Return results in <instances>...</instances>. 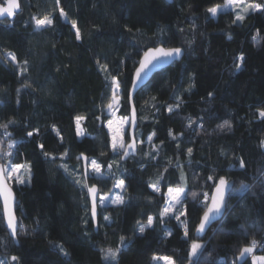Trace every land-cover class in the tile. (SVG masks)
<instances>
[{"label": "trees", "instance_id": "1", "mask_svg": "<svg viewBox=\"0 0 264 264\" xmlns=\"http://www.w3.org/2000/svg\"><path fill=\"white\" fill-rule=\"evenodd\" d=\"M248 1L264 5V0ZM19 2L13 20H0V124L14 121L7 131L16 142L9 149V137L0 128V149L12 153L5 158L0 152V163L10 159L30 166L31 178L11 184L17 198L15 237L4 225L0 204V259L8 264H107L100 249L121 247L118 264H155L154 255L188 264L191 241L198 240L205 247L194 264H251L252 257L239 259V253L251 240H264V118L259 116L264 110V11L249 10L243 21L234 23V8L215 16L207 11L225 0H60L67 14L61 17L55 0ZM53 8V25L37 29L31 17ZM72 21L80 30L79 40ZM160 44L181 47L184 55L137 91L135 134L144 143H138L136 155L122 160V152H113L104 125L112 77L120 82L119 115L128 117L133 71L143 51ZM9 52L21 65L27 61L26 73L5 59ZM241 54L244 60L237 69ZM76 116L86 117L81 138ZM189 119L194 123L189 125ZM225 120L230 127L220 129ZM36 128L39 135L28 137ZM125 138L127 142V130ZM39 143L55 159L46 157ZM81 153L102 165L96 175L87 163V180L100 193L113 191L120 179L125 182L124 203L98 205L97 230L82 186ZM37 163L41 168L34 170ZM181 173L186 184L180 181ZM209 175L228 178L232 187L222 218L198 236L203 193L210 195L214 187ZM180 186L185 187L188 238L174 217L159 221L167 188ZM148 216L156 218L153 227L140 234L137 222L146 223ZM121 236L126 238L124 246ZM60 244L68 256L59 251ZM12 256L18 262L11 261Z\"/></svg>", "mask_w": 264, "mask_h": 264}, {"label": "snow or ice", "instance_id": "2", "mask_svg": "<svg viewBox=\"0 0 264 264\" xmlns=\"http://www.w3.org/2000/svg\"><path fill=\"white\" fill-rule=\"evenodd\" d=\"M56 8H59V15L61 17H66L67 14L64 11L62 7H59L60 0H55ZM243 5V7H241ZM229 6H232L234 8H241L240 12L236 13L235 20L233 21L236 23L237 21H243L245 18V14L248 13L249 10L256 11L261 10L264 11V5L258 4V3H245V0H225L224 5H217L214 7H210L207 9L209 13H211L213 16L217 14L218 8H228ZM56 8H53L52 12H49L47 14H44L43 16H37L33 15L31 17V20L34 22V25L37 29L45 28L52 26L54 23V16L53 13L56 11ZM20 9V3L19 0H5L4 4H0V17H13L15 13ZM243 13V14H242ZM27 23V22H26ZM72 27L76 29V39H81V33L79 28L76 27V21H72ZM258 35V33H257ZM253 40H257V36H253ZM182 54V49L179 47L176 48H165V47H155V48H149L147 51L143 53V57L139 60V66L135 69V80L133 81V87H135L136 81L139 80L142 76V74H145L149 69L150 66L154 64V62H158L162 57H179ZM8 57L11 58V61L16 63V65L19 67L20 73H26L28 71L27 69V61H24L21 65L20 62L17 60V57L14 53H7L5 59ZM239 63L235 64V67L239 69L243 63L244 56L241 54L238 58ZM103 69L107 71V65L103 66ZM112 80L115 82V88L113 90V94L110 98V102L107 105L108 109H113L116 105L119 103V98L117 96L116 90L120 87V82L117 80L116 77H112ZM24 87H27L29 85H23ZM19 92V89L17 90ZM209 96H212V93H209ZM129 99H131L129 95ZM154 99V98H153ZM176 99L179 101L180 97H176ZM175 107H179V103L176 104ZM168 111H173V106L168 105ZM259 116L261 118H264V110L259 111ZM86 117L84 116H76L75 122H76V129H77V135H83V131L81 130V121L85 120ZM99 119V118H97ZM14 123V121H8L7 123L0 124V128H3L4 135L9 137L8 141V148L11 149L14 144L16 143L11 139V133L7 131L9 124ZM115 123L114 120L109 119L107 121V125L109 129L112 132L111 137V148L113 152L119 154L120 152L123 153L122 159L124 157H127L129 153H134L137 148V144L144 143V141H138L135 134V128H136V109L135 106H132L131 113L129 117H125L121 120L120 124L113 128L112 125ZM194 122L189 119V125L193 124ZM124 125H127L128 128L131 130L130 132H127L128 135L131 136V139L126 143L125 142V129ZM220 129H223L225 127H230V122L225 120L223 124L218 125ZM52 128L57 132V135H59V130L56 129V126L53 125ZM39 129L36 128L33 131H29L27 133L28 137H32L33 135H39ZM154 135V133H153ZM169 135L172 136L173 139H176V136L172 134V131L169 130ZM182 135V133L180 134ZM61 141L63 140V137H60ZM148 141L151 142L152 136H149ZM39 149L44 153L46 157H51L52 159H55V156L53 154L48 153L44 151V144L39 143L37 145ZM0 152L3 153V156L5 158H9L12 153L3 149H0ZM187 152L189 156L192 153V149L188 148ZM68 154V150L66 149L64 153L61 154V158L63 156H66ZM103 155V153L101 154ZM153 158H155L153 156ZM78 160L83 159L85 162H88V167H90L92 173L94 174H101V168L102 165L97 162L95 158H92L89 162V158L84 156L83 153L79 157H77ZM171 163V161H169ZM240 167L243 168L244 162L241 159ZM65 169H67V165H62ZM177 167H181L179 164ZM112 168V163L108 164V169L110 170ZM24 169V172L27 173V179L30 180L31 178V168L28 166L25 168V165L23 164H13L11 163L10 159H7L5 163H0V197H3L4 201V212L7 219V227L11 229V236L15 237L17 235V220L14 214V211L12 210V204L14 202V196L11 190V187L9 186V181L15 180L17 183H25L26 178L25 175L21 172V170ZM167 169H165V172ZM87 168L84 173V184L83 187H86L88 190V193L91 197V217L93 220H95L97 215V198H99V204L104 205L106 199L109 200L113 204H122L124 203V197L123 195H117L115 198H112L111 196H108V194H99V190L93 186H88L86 183L87 180ZM163 178V174H161V177ZM209 181H214V187L211 190V195H209L208 192L203 193V200L201 201V206L203 207V213L200 217L199 224L196 226V233L197 234H204L206 232V229L210 227L211 223L214 222L217 218L221 217L223 215L224 210L227 207V200H226V193L227 190L230 188V181L228 178L224 176H220L218 179H215L212 175H209L207 177ZM180 181L183 184H186V178L183 173H181ZM77 183H80V180H77ZM114 188H125V182L123 179L118 180L114 186ZM152 189L156 193H160L161 189L157 184L151 185ZM190 194L193 198H196L198 196V193L196 192H190ZM165 196V204L161 211L159 212V221L161 224L164 223L165 217H172L180 222V225L183 228L184 237L188 238L189 236V224L187 222V216L188 212L187 209L184 206V197H185V187L180 186L176 188L168 187L167 192L164 194ZM181 217H185L184 220H181ZM105 220H109L110 218L108 216L104 217ZM156 218L153 216H148L147 223L141 224L140 222H137L138 228L137 231L140 234H143L146 230V228L153 227L154 220ZM166 235H171V230H167ZM126 238L124 236L120 237V245H125ZM257 241L255 239L251 240L250 245L243 246L240 250V257H244L247 254H252L254 250L257 247ZM59 251L63 253L65 256H68L69 253L64 248L62 244L57 246ZM205 245L198 240H192L190 244V251L188 253V264H194V257H197L198 254L204 249ZM102 253L103 260L107 262V264H118V256L121 251V247L112 248H101L100 249ZM11 261L18 262L19 258L17 256H12ZM153 260L161 259L163 260L164 264H175V260H173L169 256H163V257H157L153 256ZM0 264H8L6 260L0 259ZM252 264H264V255L261 256H252Z\"/></svg>", "mask_w": 264, "mask_h": 264}, {"label": "water", "instance_id": "3", "mask_svg": "<svg viewBox=\"0 0 264 264\" xmlns=\"http://www.w3.org/2000/svg\"><path fill=\"white\" fill-rule=\"evenodd\" d=\"M166 2H168V3H171L172 2V0H165ZM5 3V0H3L2 2H0V4H4ZM20 3V2H19ZM20 11V9L15 13V15L18 13ZM15 15L13 16V17H0V20L1 19H5V18H7V19H9L10 21L11 20H13L14 18H15ZM165 47V46H163V45H157V46H150V47H148V48H146L144 51H143V53L145 52V51H147L149 48H155V47ZM165 48H176V47H165ZM179 48H181V47H179ZM182 49V54L179 56V57H176V56H173V57H162L158 62H154V64L152 65V66H150V69L145 73V74H142V76H141V78L139 79V80H137L136 81V84H135V87H133V81L136 79L135 78V69L139 66V61H138V64H137V66L135 67V69H134V71H133V74H132V79H131V84H130V87H129V90H128V104H129V115H128V117L130 116V113H131V109H132V106L134 105V97H135V95H136V93H137V91L141 88V87H143L149 80H150V78L153 76V74H155L156 72H159V71H161L162 69H164V68H166V67H168V66H170V65H172V64H174L175 62H178V61H180L181 59H182V57H183V55H184V50H183V48H181ZM143 53L141 54V56H140V58H139V60L143 57ZM129 95H130V97H131V99H129ZM135 106V105H134ZM136 109V108H135ZM136 127H137V112H136ZM135 130H136V128H135ZM131 130L127 127V132H130ZM128 135V134H127ZM131 139V136L130 135H128V140H127V142L129 141ZM126 142V143H127ZM137 151H138V144H137V148H136V151L134 152V153H129V155L127 156V157H124L123 159H122V156H123V153H122V155H121V159L122 160H126L127 158H129L130 156H134V155H136L137 154ZM81 154H79V155H77V157H79ZM84 156H86V155H84ZM87 157V156H86ZM82 160V166H83V174L85 173V170H86V168H87V163L88 162H85L83 159H81ZM86 183H87V185L90 187V186H93V185H95V187L99 190V187L96 185V184H89V182H88V180H86ZM230 185H231V182H230ZM9 186L11 187V185L9 184ZM231 187H232V185L230 186V188L227 190V193H226V200H227V197H228V194H229V192H230V190H231ZM11 190H12V193H13V196H14V202H13V204H12V210L14 211V214H15V217H16V220H17V216H16V213H15V206H16V194H15V192H14V190H13V188L11 187ZM86 191H87V196H88V201H89V213H90V217H91V197H90V194L88 193V190H87V188H86ZM99 194H100V191H99ZM211 195V194H210ZM0 204H1V208H2V215H3V219H4V225H5V227H6V229H7V231H8V233H9V235L11 236V229H9L8 227H7V219H6V216H5V212H4V201H3V197H0ZM98 205H99V198H97V215H96V218H95V220H93L92 219V217H91V220H92V222H93V226H94V229L95 230H97V227H98V214H99V209H98ZM224 212H225V210H224ZM224 212H223V214H224ZM203 213V212H202ZM201 216H202V214H201ZM200 216V217H201ZM223 216V215H222ZM222 216L221 217H219V218H217L214 222H212L211 223V225L212 224H214L215 222H217V221H219L221 218H222ZM200 220V219H199ZM198 224H199V222H198ZM197 224V225H198ZM210 225V226H211ZM209 228V227H208ZM208 228L206 229V231L208 230ZM196 229V228H195ZM17 230H18V220H17ZM206 233V232H205ZM204 233V234H205ZM195 234L196 235H198V236H202V235H204V234H197L196 233V230H195ZM12 237V236H11Z\"/></svg>", "mask_w": 264, "mask_h": 264}, {"label": "rangeland", "instance_id": "4", "mask_svg": "<svg viewBox=\"0 0 264 264\" xmlns=\"http://www.w3.org/2000/svg\"><path fill=\"white\" fill-rule=\"evenodd\" d=\"M245 3H250V1L245 0ZM224 4H225V3H224ZM224 4H223V5H224ZM241 7H243V5H242ZM229 8H234V7L229 6L228 8H223V7L218 8L217 13H218L219 11H221V10H225V9H229ZM234 9L237 10V12H240V11H241V8H234ZM242 14H243V13H242ZM216 15H217V14H216ZM9 58H10V57H9ZM10 59H11V58H10ZM114 88H115V82H114V84H113L112 94H113V90H114ZM116 93H117V96H118V98H119V103H118V105H116L113 109H108L107 106H106L105 109H104V113H105L106 116H107V118H106V120H105V122H104V125H105V127H106V129L108 130L109 135H110V145H111L112 132H111V130L109 129V127H108V125H107V121H108L109 119L114 120L115 123L112 125V127H113V128H116V127L120 124L121 120H122L123 118H125V117H122V116L119 115V107H120V88L116 90ZM112 94H111V96H112ZM109 102H110V101H109ZM81 122H82V121H81ZM75 126H76V122H75ZM127 127H128L127 125H124L125 132H126V130H127ZM81 130H82L83 133H84V130H83L82 126H81ZM76 131H77V129H76ZM84 134H85V133H84ZM84 134H83V135H77V136H78L79 138H81V137L84 136ZM124 139H125V142H126V138H125V137H124ZM120 153H121V152H120ZM89 162H90V161H89ZM25 168H26V167H25ZM33 168H34V170H35V169L39 170V169L41 168V166H40L39 163H37V164H34V165H33ZM88 168H89V171H91L90 167H88ZM21 172L25 175V178H27V173L24 172V169H22ZM91 172H92V171H91ZM93 174H94V173H93ZM96 175H100V174H96ZM9 184L11 185V184H20V183H17V182L13 179V180L9 181ZM172 188H176V187H172ZM122 191H123V189L115 188L113 191H111V192H109V193H100V195L108 194V196H111L112 198H115L117 195H123V192H122ZM166 192H167V191H166ZM43 203L49 204L48 199H46L45 197H43ZM107 204H113V203H111L109 200L106 199L104 205H107ZM104 205H100V204H99V206H104ZM172 217H174V216H172ZM181 220H182V218H181ZM146 223H147V222H146ZM146 223H144V224H146ZM250 255H251V254H248V256H250ZM255 255H256V254H255ZM157 257H163V256H157ZM241 258H242V257L239 256V259H241ZM152 261H153L155 264H164L163 260H161V259H156V260H153V259H152Z\"/></svg>", "mask_w": 264, "mask_h": 264}, {"label": "built area", "instance_id": "5", "mask_svg": "<svg viewBox=\"0 0 264 264\" xmlns=\"http://www.w3.org/2000/svg\"><path fill=\"white\" fill-rule=\"evenodd\" d=\"M257 242H258V243H257V247H256V249H255L254 252L248 257L249 260L251 259V257H252L253 255L260 253V251H261V249H262V247H263V245H264V240H262V239L258 240Z\"/></svg>", "mask_w": 264, "mask_h": 264}, {"label": "crops", "instance_id": "6", "mask_svg": "<svg viewBox=\"0 0 264 264\" xmlns=\"http://www.w3.org/2000/svg\"><path fill=\"white\" fill-rule=\"evenodd\" d=\"M261 255H264V253H258V254H256L255 256H261ZM246 256H248V254L245 255L244 257H246ZM242 258H243V257H242ZM251 264H252V260H251Z\"/></svg>", "mask_w": 264, "mask_h": 264}]
</instances>
